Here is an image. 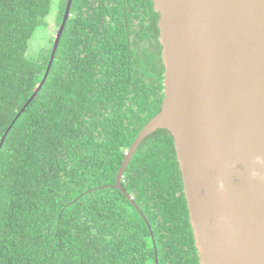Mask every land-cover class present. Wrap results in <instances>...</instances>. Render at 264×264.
<instances>
[{
  "label": "trees",
  "instance_id": "obj_1",
  "mask_svg": "<svg viewBox=\"0 0 264 264\" xmlns=\"http://www.w3.org/2000/svg\"><path fill=\"white\" fill-rule=\"evenodd\" d=\"M66 1L0 0V139L51 55L52 42L28 57L29 42L55 5L61 23ZM95 1H72L47 79L0 148V264H156L155 254L158 264H199L191 229L177 223L188 209L171 191L181 176L166 130L142 141L122 183L151 228L112 187L160 111L164 68L141 0Z\"/></svg>",
  "mask_w": 264,
  "mask_h": 264
},
{
  "label": "water",
  "instance_id": "obj_2",
  "mask_svg": "<svg viewBox=\"0 0 264 264\" xmlns=\"http://www.w3.org/2000/svg\"><path fill=\"white\" fill-rule=\"evenodd\" d=\"M72 1L55 30L44 77L0 148L47 79ZM152 2L159 17L163 99L125 153L112 187L143 217L122 188V175L141 142L166 130L182 174L198 263L264 264V0Z\"/></svg>",
  "mask_w": 264,
  "mask_h": 264
},
{
  "label": "flooded vegetation",
  "instance_id": "obj_3",
  "mask_svg": "<svg viewBox=\"0 0 264 264\" xmlns=\"http://www.w3.org/2000/svg\"><path fill=\"white\" fill-rule=\"evenodd\" d=\"M92 2L94 1V6H97L98 4L96 3V1L95 0H91ZM67 2V1H66ZM141 2H142V4H143V6H144V9H143V13H144V17H143V25H144V27L147 29L148 28V25H149V28H154V26H155V24H156V28L158 29V19H159V17H158V14L154 11V9H153V2H152V0H141ZM66 5V4H65ZM143 6H142V8H143ZM124 13H126V9L124 10ZM153 17H156V22L154 21V19H153ZM62 18H63V16H62ZM135 21H133V24L135 25V24H137V21H136V19H134ZM62 21V20H61ZM155 23V24H154ZM159 31V30H158ZM158 36H159V34H158ZM158 36H157V42L159 43V41H158ZM134 37H136L137 38V36H135L134 35ZM134 37L132 36V39H134ZM146 40L147 39H145V40H142V41H136V43H135V46H138V48H141L143 45H146ZM161 59V58H160ZM162 62V61H161ZM164 68V67H163ZM142 143V142H141ZM141 145V144H140ZM139 145V146H140ZM131 146V145H130ZM139 146H138V148H139ZM173 146H174V144H173ZM129 148L130 147H128L127 149H126V151L124 152V155H123V159H124V156H125V153L129 150ZM138 148L136 149V151H135V153L133 154V156H132V158H131V160H130V162H129V164H128V166L126 167V169H125V171H124V173H123V175H122V179H121V185H122V183L126 180V178H127V175H128V173H126V170H127V168L128 167H133L134 165H130L131 163H132V161H133V159H135L136 158V153H137V151H138ZM175 154H176V152H175ZM123 159H122V161H123ZM176 161H177V159H176ZM122 163V162H121ZM177 164H178V162H177ZM121 165V164H120ZM120 167V166H119ZM178 167H179V164H178ZM119 169V168H118ZM118 172V171H117ZM179 172H180V168H179ZM116 175H117V173H116ZM116 175H115V178H116ZM180 176H181V185H180V183H179V181L177 180V175L175 174V178H174V180H170L171 181V185H172V193L174 194V196H175V198H176V204H177V206L178 205H180L181 203H180V199L181 198H183L184 200H185V204H186V207H187V202H186V198H185V193H184V185H183V180H182V174H181V172H180ZM169 181V182H170ZM115 183V182H114ZM114 185V184H113ZM122 188L124 189V187H123V185H122ZM124 191H125V189H124ZM126 192V191H125ZM127 193V192H126ZM129 196H130V198L132 199V201L136 204V206L139 208V210L141 211V213H142V210H141V208L138 206V204H137V202L135 201V195H133V194H129V193H127ZM129 201V200H128ZM130 202V201H129ZM131 204V203H130ZM173 204V203H172ZM174 205V204H173ZM174 207H176L175 205H174ZM187 209H188V207H187ZM175 210H178L179 212L182 210L181 208H177L176 207V209ZM179 212L177 213V215L179 214ZM143 215V214H142ZM142 217V216H141ZM143 217L146 219V217L143 215ZM143 217H142V219H143ZM188 218V222H186L185 221V218L183 217L182 218V221H177V223H178V227H189L190 229H191V225H190V222H189V216L187 217ZM144 220V219H143ZM146 221H147V219H146ZM145 222V221H144ZM146 223V222H145ZM148 224V221H147V223H146V225ZM148 226H149V228H151V226L148 224ZM147 226V227H148ZM164 226H166V225H164ZM168 226H170V224H167V227ZM191 232H192V229H191ZM153 241V240H152ZM153 244H155L154 242H153ZM197 252V251H196ZM197 259H198V255H197Z\"/></svg>",
  "mask_w": 264,
  "mask_h": 264
},
{
  "label": "rangeland",
  "instance_id": "obj_4",
  "mask_svg": "<svg viewBox=\"0 0 264 264\" xmlns=\"http://www.w3.org/2000/svg\"><path fill=\"white\" fill-rule=\"evenodd\" d=\"M54 2L53 5H55ZM56 16H57V8L56 5L54 6L53 10L50 12V15L46 18L47 20V27H40L38 28L35 33L33 34L30 40L29 52L28 57H35L37 52L42 48L46 47L49 48L52 42V39L55 35V30L57 29L56 25Z\"/></svg>",
  "mask_w": 264,
  "mask_h": 264
}]
</instances>
